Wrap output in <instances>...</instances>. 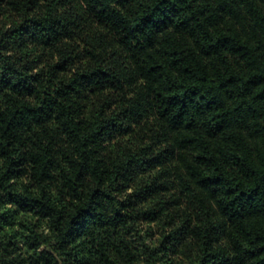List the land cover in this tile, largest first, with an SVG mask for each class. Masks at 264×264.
I'll use <instances>...</instances> for the list:
<instances>
[{"label":"trees","instance_id":"obj_1","mask_svg":"<svg viewBox=\"0 0 264 264\" xmlns=\"http://www.w3.org/2000/svg\"><path fill=\"white\" fill-rule=\"evenodd\" d=\"M0 264H264V0H0Z\"/></svg>","mask_w":264,"mask_h":264}]
</instances>
